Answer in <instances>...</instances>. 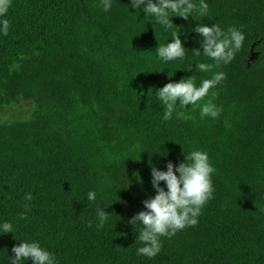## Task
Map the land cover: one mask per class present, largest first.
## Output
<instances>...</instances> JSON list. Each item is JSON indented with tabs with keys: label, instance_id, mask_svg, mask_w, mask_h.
<instances>
[{
	"label": "trees",
	"instance_id": "16d2710c",
	"mask_svg": "<svg viewBox=\"0 0 264 264\" xmlns=\"http://www.w3.org/2000/svg\"><path fill=\"white\" fill-rule=\"evenodd\" d=\"M206 3L204 17H170L186 49L165 62L155 48L168 33L129 0L108 11L100 0H10L0 35V218L18 239L38 241L58 264H264V0ZM197 23L243 33L228 64L192 55ZM197 60L211 69L195 71ZM218 71L216 118L199 116L206 96L162 119L157 88ZM195 149L214 168L212 198L195 225L159 237L154 256L137 255L139 226L128 221L154 194L151 166L175 167ZM97 208L109 212L99 228ZM18 242L0 234V264H11Z\"/></svg>",
	"mask_w": 264,
	"mask_h": 264
},
{
	"label": "clouds",
	"instance_id": "9594fccd",
	"mask_svg": "<svg viewBox=\"0 0 264 264\" xmlns=\"http://www.w3.org/2000/svg\"><path fill=\"white\" fill-rule=\"evenodd\" d=\"M10 0H0V35H7L9 21L4 19ZM104 11L112 6V0H100ZM129 6L133 9L143 11L151 23L154 21L168 33V39L155 48V55L160 61H172L185 56V47L182 45L178 26L172 29L170 17L177 15L184 19L189 16L204 17L208 14L206 0H129ZM172 29L171 31H169ZM198 34L199 48H193V56H205L214 63L228 64L238 51L244 40V35L237 28L228 27L222 30L213 23H197L191 29ZM186 39V37H185ZM190 63L185 69H188ZM212 64L200 60L195 61V71L208 72ZM168 76H172L169 75ZM224 79L223 72H214L209 78L201 79L198 85L192 75L187 79L184 77L178 81L169 80L163 86L155 90L154 96L159 100L162 108V119L167 121L173 113L181 115L177 110L186 108V105L195 106L198 101L207 100L199 106V116L216 118L220 108L213 103L216 93H209ZM177 100L179 101L177 103ZM184 159L173 165L167 161L165 169L161 170L155 165L150 169V184L154 194L142 200L143 208L136 212L129 223L139 226L135 241L139 246L135 253L146 257H152L160 251L161 242L159 237H171L176 231L186 226L195 225L204 204L212 198L214 186L212 173L214 168L209 161L206 150L195 149L187 153L182 152ZM163 181V186L160 182ZM32 193H24L23 200L30 201ZM96 193L89 190L86 199L93 201ZM24 211L18 213L19 219H24L29 205H23ZM109 212L105 208L96 209V227H102L108 219ZM13 233V238L18 240L11 248L13 255L8 256L11 264H21L30 260L31 264H58L50 250L42 247L36 240L18 239L12 221L0 218V234Z\"/></svg>",
	"mask_w": 264,
	"mask_h": 264
},
{
	"label": "rangeland",
	"instance_id": "374dc122",
	"mask_svg": "<svg viewBox=\"0 0 264 264\" xmlns=\"http://www.w3.org/2000/svg\"><path fill=\"white\" fill-rule=\"evenodd\" d=\"M23 110L26 111V112L28 111V109H27L26 107L23 108ZM19 113H20V112L18 111L17 108H16V109L13 108V109L9 112V115H12V116H13V115H17V114H19ZM23 113H24V112H23Z\"/></svg>",
	"mask_w": 264,
	"mask_h": 264
}]
</instances>
